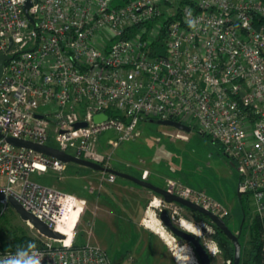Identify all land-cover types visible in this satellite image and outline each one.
I'll return each instance as SVG.
<instances>
[{"label": "built area", "instance_id": "1", "mask_svg": "<svg viewBox=\"0 0 264 264\" xmlns=\"http://www.w3.org/2000/svg\"><path fill=\"white\" fill-rule=\"evenodd\" d=\"M113 1L0 0V219L12 197L67 233L63 240L38 234L39 247L0 252V264H113L100 247L75 244L72 213L83 201L33 180L71 164L6 138L110 169L97 150L104 134L116 145L138 138L146 122L193 126L230 161L251 215L264 217V2ZM98 115L107 118L95 122ZM172 130L168 136L187 139ZM104 174L108 183L117 179ZM163 189L229 217L202 191L174 181Z\"/></svg>", "mask_w": 264, "mask_h": 264}, {"label": "rangeland", "instance_id": "2", "mask_svg": "<svg viewBox=\"0 0 264 264\" xmlns=\"http://www.w3.org/2000/svg\"><path fill=\"white\" fill-rule=\"evenodd\" d=\"M121 4V0H114L112 7ZM138 131V138L116 145L114 141L109 143L113 133L104 134L97 149L104 158L102 164L138 179L147 174L144 180L159 188H164L168 181H174L206 193L229 211L227 226L235 236H239L240 224H244L242 242L247 248L250 225L260 217L251 215V205L243 199V207L249 212L247 218L244 217L242 203L236 193V174L219 145L208 137L200 136L193 126L191 132L186 134V140L168 136L174 134L173 130L157 125L156 121L140 124ZM105 178L106 175L102 172L72 164L62 173L48 171L46 174L33 176L34 181L83 201L84 206L78 210L79 214L72 213L76 222L75 244L100 247L113 264H177L173 251L166 242L144 225L148 220H159L161 210L170 215L173 211L177 212L172 219L174 225L178 226L183 219L203 231L200 242L205 247L214 245L216 249V255H210L211 264H230L224 260L212 241L213 228L200 222L194 213L179 206L177 209L174 206H164L154 193L134 184L121 182L120 179L108 183ZM154 198L161 202L158 209L149 206ZM161 226L163 227L162 223ZM57 230L65 239L66 231L60 227ZM166 233L172 237L167 231ZM13 235L31 237L34 240L31 243L33 247L41 245L38 233L23 222L9 205L0 219V236L8 241ZM172 238L175 245L188 246ZM191 253L196 264H199L190 248ZM242 258L245 255L241 254Z\"/></svg>", "mask_w": 264, "mask_h": 264}, {"label": "water", "instance_id": "3", "mask_svg": "<svg viewBox=\"0 0 264 264\" xmlns=\"http://www.w3.org/2000/svg\"><path fill=\"white\" fill-rule=\"evenodd\" d=\"M28 7H29V4H26L25 9L27 10ZM4 60H5V57L0 58V75L2 71V62ZM38 118H41V116H38ZM106 118L107 117L105 115H98L94 117V121L100 122V121L106 120ZM157 125L161 127L179 130L186 134H189L191 132V129L189 127L181 125L173 121H157ZM83 127H85L84 123H78L75 125L76 129L83 128ZM6 142L10 144L11 146H14L17 148L34 150L35 152H38L45 156H49L64 164L77 165V166L89 169L91 171H94V172H102V173H106L109 175H113L118 179L128 181L140 188L146 189L154 193L156 196H158L161 199V201H163L167 205L175 204L179 207L187 209L188 211L192 213H196L198 215H201L207 218L232 243L233 248H234L233 264H241V245L239 243L238 236H235L231 232V230L227 227L223 219L213 215L212 213L208 211H205L201 207L191 204L188 201H185L179 197L173 196L167 193L166 191H164L163 188H159L146 180L138 179L132 175L119 172L113 169H105L98 164L75 158L57 149L50 148V147L43 146V145L34 144L31 142H27V141L14 139V138H6ZM237 197L240 199L241 195L237 194ZM3 198L4 196L0 194V200H2ZM8 202H9V205L15 211V213L20 217V219L23 222L31 225L32 228L41 236L48 238V239H52V240H63L64 239L63 235L59 234L58 232H55L46 223L40 221L39 219L34 217L32 214L25 211L24 208L21 206V204L18 203L14 198L9 197ZM158 218L160 222L162 223L165 231L171 234L172 237L179 239L181 242L188 245L193 250L196 256L197 262L199 264H211L210 253L208 252L207 247H205L200 242L198 237L183 230L180 227V225L178 226L174 225L173 220L171 219L170 215L165 210H161L159 212Z\"/></svg>", "mask_w": 264, "mask_h": 264}, {"label": "trees", "instance_id": "4", "mask_svg": "<svg viewBox=\"0 0 264 264\" xmlns=\"http://www.w3.org/2000/svg\"><path fill=\"white\" fill-rule=\"evenodd\" d=\"M264 2V0H259ZM198 133V132H196ZM202 137H207L202 133H198ZM221 150V149H220ZM222 152V150H221ZM242 203V212L245 218H247L248 211H246L245 207H243V198L239 200ZM197 219L200 222H204L209 224L213 228V235L212 241L217 246L219 252L223 255L224 260L233 264V257H234V248L232 243L220 232L211 222L196 213H194ZM229 217L225 218L224 221L226 225H228ZM240 234L238 236L239 243L241 245V254L245 255V258L241 259V263H252V264H264V218H256L250 225V232H249V247H244L243 245V231L245 226L243 223L240 224ZM228 227V226H227ZM179 240V239H178ZM34 240L31 237H27L25 235H13L10 240H4L0 236V252H22L33 248L31 243Z\"/></svg>", "mask_w": 264, "mask_h": 264}, {"label": "bare ground", "instance_id": "5", "mask_svg": "<svg viewBox=\"0 0 264 264\" xmlns=\"http://www.w3.org/2000/svg\"><path fill=\"white\" fill-rule=\"evenodd\" d=\"M160 204H161V202L157 198H154L149 206L153 209H158L160 207ZM149 214H151V213H148V215ZM144 225H145L146 229H148L151 232H153L154 234L158 235L160 237V239H162L166 242L167 246H169L170 249L173 251L175 262L177 264H196L195 258L193 256H191L192 253L190 254V248L188 246H177V245H175L174 239L166 233L165 229L161 226L160 220H158L156 218L153 221L148 220V221H146V224H144ZM179 225L183 230L195 235L198 238H200L202 235L203 231L201 232V229L198 226L193 225L189 221L181 219L179 221ZM207 250L210 253V255H216V249H215L214 245L210 244L209 246H207Z\"/></svg>", "mask_w": 264, "mask_h": 264}, {"label": "crops", "instance_id": "6", "mask_svg": "<svg viewBox=\"0 0 264 264\" xmlns=\"http://www.w3.org/2000/svg\"><path fill=\"white\" fill-rule=\"evenodd\" d=\"M231 164V163H230ZM232 166V165H231ZM233 168V167H232ZM233 170H234V168H233ZM234 173L236 174V172H235V170H234ZM236 177H237V174H236ZM142 178V177H141ZM118 179V178H117ZM119 180V179H118ZM120 181L121 182H125V183H130V182H128V181H125V180H122V179H120ZM237 182V181H236ZM130 184H132V183H130ZM236 193H237V191H236ZM238 198V197H237ZM239 199V198H238ZM240 200V199H239ZM226 208V207H225Z\"/></svg>", "mask_w": 264, "mask_h": 264}]
</instances>
